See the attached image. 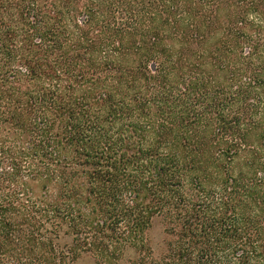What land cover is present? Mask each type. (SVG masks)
<instances>
[{
	"label": "trees",
	"instance_id": "1",
	"mask_svg": "<svg viewBox=\"0 0 264 264\" xmlns=\"http://www.w3.org/2000/svg\"><path fill=\"white\" fill-rule=\"evenodd\" d=\"M140 1L167 17L147 25L129 0H0V264H57L24 228L52 220L73 229L74 254L110 264L144 247L162 204L180 231L153 263L264 264L263 164L229 176L222 202L214 174L229 172L221 155L264 150V0ZM153 107L191 116L166 131Z\"/></svg>",
	"mask_w": 264,
	"mask_h": 264
},
{
	"label": "rangeland",
	"instance_id": "2",
	"mask_svg": "<svg viewBox=\"0 0 264 264\" xmlns=\"http://www.w3.org/2000/svg\"><path fill=\"white\" fill-rule=\"evenodd\" d=\"M129 1L130 3H132L130 4L132 6L134 5L137 6V3H138L139 9L144 7V10L146 11L145 12L146 17L144 21L147 23V25L151 24L150 22L148 23L149 18H160L161 16L163 18L167 17L166 13L162 11L163 10L162 6L156 5V8H154L155 6H151L152 8H150L149 6L146 5V3L145 5L142 4L140 0L138 2L136 1L137 3L133 0H129ZM70 6H71V9L73 10V2H71ZM259 8L260 10H262L261 6H259ZM72 14H73V11H72ZM78 14L79 13H76L75 17L78 16ZM80 16L81 14H79L78 18H80ZM72 20L73 18L71 19V24H73ZM69 24H70V21H69ZM147 30H148V26L145 27V30L143 32H146ZM148 33L150 32L148 31ZM169 33L170 31L168 30L164 32V35H168ZM137 38H139V36H137ZM155 66H156L155 63H152L151 68L154 69ZM206 78L208 79V76ZM210 101L212 102L213 100H210ZM218 110L219 109L214 110L213 108L212 112L206 115V118L203 117V122H202L203 128L205 129L211 128V129L216 130V128L219 127L218 126L219 119L216 113ZM150 112H151V116H153V120L155 122L156 128H158L160 125H163L166 131L171 130L172 132L173 130L175 131V129L173 128H176L177 126L175 125L174 122H178V123L180 122V119L178 118L180 114H182V117L184 118L191 116L189 112L179 113V114L174 113L169 119L166 118V120L168 121H165V119L164 120L160 119L159 114L156 115L155 107H153L150 110ZM230 112H232V110L231 111L229 110L228 113ZM263 130H264V114L262 118V126L260 128V131H263ZM218 142L213 141L212 143L219 144ZM220 148L221 146H218L210 150L213 153L216 151L218 152ZM259 157H263V159H259ZM252 159H255L256 162L259 163L255 167V169H249V166H248ZM219 163L221 164L223 163L229 169V172H224V171L214 172L216 182L219 183L218 187L221 186L220 190L218 191L217 199L219 200V202H222L221 198L224 196V193H225L224 188L227 186V182H229L230 184V181L232 182V178L238 179L240 175L238 174V172H241L243 171V169L246 168V170L243 172L251 170L250 171L251 173H249V175H252V173L254 175V172L256 174V171L260 170L259 166L261 164H263V167L262 166L261 167L264 168V150L262 152L258 150V153L243 152L238 157H234L232 159H228L221 155ZM259 173H262L263 174L262 177H264V169L263 171H260ZM188 174H191L193 178V177H196L200 173L197 172V173H188ZM229 176L232 178H230ZM262 185L264 189V181L262 182ZM186 187L187 188H185V191L187 192L189 191V193H191V190L193 189V187H191L188 184ZM192 194H193L192 196H190V194H187L188 196L187 198H189V200H187L186 205H188V203L193 204V202L197 200V196H196L197 191L193 189ZM202 198H203L202 201L206 200V198L204 197ZM207 202L209 201L207 200L206 203ZM161 206H162V209H160V211L151 218L150 223L148 224L146 230L144 231V235L142 237L144 239V242H143L144 247H142L140 242L135 243L134 245H130V243H125L120 247L118 252L115 251V253H113L114 255L110 258V264H136L140 262H143L144 264H155L153 263L154 258L159 259L166 254L168 243L178 238V232L180 231V225L178 223L179 220L177 219L178 218L177 214L173 210L172 205L164 206V204H162ZM30 209H31L30 210L31 215L36 216V217L38 216L37 217L38 219L40 218V216L43 215V211L41 212L34 211L37 208L33 209L31 206ZM52 221H53L52 223L50 221V223L48 224L44 223L42 225L40 224V222L33 223V221H31L32 223L27 224L24 228L25 230L33 229V231L36 232L34 233V237L38 239L41 238L38 232H40L41 234H44L45 236L42 238H44L45 240L49 239L48 248L50 250H51L50 240H52V245L56 249L55 253L57 254V264H104V259H100V257H97L95 254H93V252L79 251L77 255L74 254L73 249L71 248H76L77 243H79V240H77V236L74 234L73 229L68 225V223H65L61 220H52ZM47 229L49 230V233L45 232V230ZM84 237L85 235L83 236V238ZM107 242L109 241L107 240Z\"/></svg>",
	"mask_w": 264,
	"mask_h": 264
}]
</instances>
